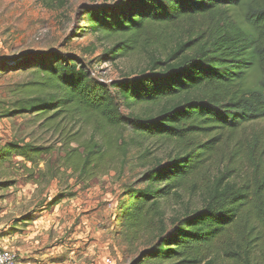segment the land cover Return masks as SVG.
<instances>
[{
    "label": "trees",
    "instance_id": "trees-1",
    "mask_svg": "<svg viewBox=\"0 0 264 264\" xmlns=\"http://www.w3.org/2000/svg\"><path fill=\"white\" fill-rule=\"evenodd\" d=\"M69 1L38 0L49 10ZM80 19L84 26L77 35L86 31L109 40L104 55L112 61L143 42L153 45L154 53L136 77L108 84L58 54L16 62L10 70L27 72L31 79L14 93L0 119L30 116L59 134L68 149L65 165L79 176L104 171L109 158L125 155L124 129L136 138L173 144V156L142 175L143 187L124 188L120 226L129 241L144 239L131 264H259L255 242L264 240V140L257 131L244 140L246 150L238 156L243 161L245 154L251 165L241 184L228 175L202 180L200 209L169 219L164 204L188 187L193 192L220 156L224 135L234 137L264 121V0H119L85 10ZM122 103L143 110L125 116ZM84 129L90 130L87 139ZM148 154L143 151L140 161ZM46 155L47 148L32 143H5L0 176L13 158L36 167ZM9 183H1L0 190Z\"/></svg>",
    "mask_w": 264,
    "mask_h": 264
},
{
    "label": "rangeland",
    "instance_id": "rangeland-1",
    "mask_svg": "<svg viewBox=\"0 0 264 264\" xmlns=\"http://www.w3.org/2000/svg\"><path fill=\"white\" fill-rule=\"evenodd\" d=\"M117 1L70 0L63 9L49 10L38 0H0V64H6L0 67V112L11 107L14 93L31 79L27 72L10 70L27 58L58 54L90 69L91 76L105 84L136 77L154 53L153 45L138 43L129 56L112 61L110 55H104L111 46L109 40L86 31L77 35L84 26L80 18L85 10ZM142 110L121 105L125 116ZM255 131L264 140V121L249 125L234 137L224 135L220 156L199 177L193 192L188 187L186 192L181 190L180 198L164 204L166 218L200 209L202 180L212 182L228 175L241 184L250 175L251 165L245 154L243 161L238 156L246 150L244 140H251ZM82 135L87 139L90 130L84 129ZM122 136L128 144L125 155L109 158L108 169L86 177L65 165L68 149L59 134L46 131L30 116L0 119V146L23 141L47 148V155L36 167L18 158L4 165L0 184L10 182V186L0 190V247L11 250L23 264H131L144 239L129 241L126 229L120 226L118 206L124 188L143 187L141 177L148 167L168 161L175 146L136 138L129 129H124ZM74 147L71 144L69 148ZM146 150L149 154L140 161ZM55 197L60 199L50 206ZM255 250L259 254L255 259L264 264V240L255 242Z\"/></svg>",
    "mask_w": 264,
    "mask_h": 264
},
{
    "label": "built area",
    "instance_id": "built-area-1",
    "mask_svg": "<svg viewBox=\"0 0 264 264\" xmlns=\"http://www.w3.org/2000/svg\"><path fill=\"white\" fill-rule=\"evenodd\" d=\"M0 264H22L18 256L11 250L0 247Z\"/></svg>",
    "mask_w": 264,
    "mask_h": 264
},
{
    "label": "crops",
    "instance_id": "crops-1",
    "mask_svg": "<svg viewBox=\"0 0 264 264\" xmlns=\"http://www.w3.org/2000/svg\"><path fill=\"white\" fill-rule=\"evenodd\" d=\"M22 263V262H21ZM23 264V263H22Z\"/></svg>",
    "mask_w": 264,
    "mask_h": 264
}]
</instances>
